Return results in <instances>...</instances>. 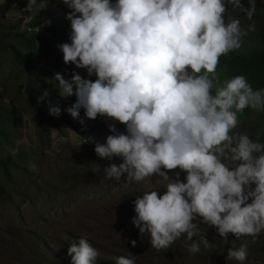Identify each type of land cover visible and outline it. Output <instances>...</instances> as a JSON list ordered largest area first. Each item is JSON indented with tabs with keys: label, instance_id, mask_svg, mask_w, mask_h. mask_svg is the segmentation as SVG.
I'll return each mask as SVG.
<instances>
[{
	"label": "clouds",
	"instance_id": "obj_1",
	"mask_svg": "<svg viewBox=\"0 0 264 264\" xmlns=\"http://www.w3.org/2000/svg\"><path fill=\"white\" fill-rule=\"evenodd\" d=\"M61 2L70 9V42L57 45L63 62L96 76L74 71L65 79L54 73L59 96L76 97L64 111L82 125L81 109L87 119L107 117L125 125L120 132L109 123L111 134L95 144L99 157L122 158L103 169L105 180L125 173L127 182L161 178L160 185L136 196L132 225L158 251L183 236L191 254L210 247L204 236L194 240L201 235L199 224L213 226L225 243L229 233L242 240L228 248L225 259L246 264L245 238L264 233V142L259 134L252 139L234 129L238 113L264 111V87L254 90L243 75L221 81L217 66L256 31L255 23L245 27L239 17H227L229 8L251 21L255 0L247 7L241 0ZM45 7V0H28L25 11ZM22 83L29 86L27 79ZM48 104L49 114L58 117L61 108ZM175 169L186 173L183 181L179 172L165 171ZM129 243L135 247L137 241ZM67 254L70 264H95L99 256L84 237L71 241ZM115 264L135 259L130 253Z\"/></svg>",
	"mask_w": 264,
	"mask_h": 264
},
{
	"label": "rangeland",
	"instance_id": "obj_2",
	"mask_svg": "<svg viewBox=\"0 0 264 264\" xmlns=\"http://www.w3.org/2000/svg\"><path fill=\"white\" fill-rule=\"evenodd\" d=\"M27 2L0 0L4 5L1 18L4 35H0V157L7 155L6 173L0 164V264H70L69 243L81 237L98 250L96 260L107 264H115L117 257H128L130 253L135 264H239L225 258L228 248L239 247L242 240H234L229 233V242L225 243L213 226L199 224L201 235L194 240L204 236L210 247L205 249L201 245L197 254L188 252L183 236L167 250L160 251L151 246L148 234L140 236L131 223L136 215L133 201L144 191L160 185L161 178L127 182L125 173L119 180L104 179L103 169L111 163H121L122 158L99 157L94 151L95 144L104 143L111 134L109 123H114L120 132H125V125L98 116L95 121L103 123L102 126L79 134L65 121L63 116L73 119L64 109L76 97L59 96L54 87V73H61L65 79H70L74 71L91 80L96 76L89 77L85 69L71 63L65 65L57 47L70 42V22L65 18L70 9L61 0H45L46 7L36 13L25 11ZM241 2L248 6V0ZM255 4L257 11L251 21L231 8L227 17H239L245 27L255 23L256 31L246 38L264 40V0H255ZM29 35L45 43L39 53L31 55L38 66L48 69L39 73L40 92L28 93L19 88L24 79L31 78V73L13 52L23 53L19 49L21 44L26 45ZM13 41L20 47L17 46L18 50L11 48ZM45 91L47 97L43 95ZM48 101L61 108L58 117L49 114ZM11 106L19 111L18 118L7 117L6 111ZM80 117L86 118L83 109ZM234 131L255 139L258 132H264V125L250 117H240ZM87 138V143H81ZM96 164L100 171L93 172ZM165 171L170 175L179 169ZM163 191L160 187L158 194ZM132 239L137 241L135 247L129 243ZM245 239L246 264H264V233L255 239Z\"/></svg>",
	"mask_w": 264,
	"mask_h": 264
},
{
	"label": "trees",
	"instance_id": "obj_3",
	"mask_svg": "<svg viewBox=\"0 0 264 264\" xmlns=\"http://www.w3.org/2000/svg\"><path fill=\"white\" fill-rule=\"evenodd\" d=\"M4 11V5L0 3V35H4L2 29V13ZM47 30V29H46ZM32 35V34H31ZM30 37L26 40V45L23 46L21 44V48L18 44H15L14 41L11 42V48L14 50H23V53L20 51L19 53L13 52L14 57L17 60L22 61L23 64L27 66L31 73V78L29 81V86L24 88L23 84L19 85V88L22 90H26L28 93L31 91L40 92L42 85V76L39 73H46L48 69L42 68L38 66L32 59L31 55L39 53L38 51L45 43H40L38 39H33ZM42 44V46H41ZM45 46V45H44ZM3 72V71H2ZM4 73L8 74L9 70H4ZM217 75L220 77V80L230 79L236 75H243L246 77L250 85L253 89L264 87V40L263 38H258V40L243 37L241 40V47L234 51L230 52L227 55H222L219 60V64L217 66ZM6 115L8 118L11 117H19V111L11 106L7 109ZM65 121L79 134H85V132L89 129H93L94 127L99 128L103 123L97 122L95 120L82 118L84 120V124L82 125L79 120L72 119L70 120L68 117L63 116ZM242 117H250L260 124L264 125V111L257 112L252 109H245L243 112L238 113V118ZM259 138L261 142H264V132H258ZM257 136V135H256ZM256 139V137H255ZM7 155L4 157H0V164L3 168V172H7L6 162ZM180 173L179 179L181 181L184 180L186 173L184 171L179 170ZM175 172L170 173V176H173ZM95 262H101L103 264H107L104 260H95Z\"/></svg>",
	"mask_w": 264,
	"mask_h": 264
}]
</instances>
